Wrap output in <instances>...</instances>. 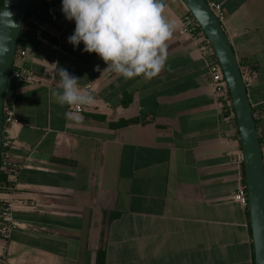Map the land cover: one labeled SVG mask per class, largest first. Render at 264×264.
I'll return each instance as SVG.
<instances>
[{"label":"crops","instance_id":"obj_1","mask_svg":"<svg viewBox=\"0 0 264 264\" xmlns=\"http://www.w3.org/2000/svg\"><path fill=\"white\" fill-rule=\"evenodd\" d=\"M247 74L252 104L264 99V0H214ZM177 21L167 67L157 77L125 80L96 53L74 47L75 21L62 0H30L42 37L22 29L21 60L39 76L10 79L19 120L13 158L22 163L12 236L3 264H255L248 205L233 198L242 152L238 124L225 120L197 44L179 31L183 0H164ZM64 68L95 97L83 122L51 96ZM170 68V70H168ZM91 84L90 88L86 85ZM127 101V102H126ZM135 119L122 125L112 123Z\"/></svg>","mask_w":264,"mask_h":264},{"label":"clouds","instance_id":"obj_2","mask_svg":"<svg viewBox=\"0 0 264 264\" xmlns=\"http://www.w3.org/2000/svg\"><path fill=\"white\" fill-rule=\"evenodd\" d=\"M9 2L5 0V5ZM165 8L164 0H62L65 18L75 21L68 42L74 47L82 42L84 52L96 53L107 65L105 70L125 80L140 76L151 80L166 69L168 42L178 25L165 14ZM12 15L5 7L0 11V24L15 27ZM7 51V43H0V55ZM57 72L60 81L51 96L61 107L75 106L78 110L94 105L95 97L81 88L79 78L64 68H57ZM65 115L76 123L84 119L79 111Z\"/></svg>","mask_w":264,"mask_h":264},{"label":"water","instance_id":"obj_3","mask_svg":"<svg viewBox=\"0 0 264 264\" xmlns=\"http://www.w3.org/2000/svg\"><path fill=\"white\" fill-rule=\"evenodd\" d=\"M195 15L222 64L230 89L240 133L244 172L248 189V209L252 231L255 264H264V152L239 59L223 22L214 13L208 0H183ZM30 0H3L0 11L5 7L13 15L15 27L5 28L0 24V43H7L8 51L0 55V167L4 137V104L11 79V71L20 35L27 15ZM9 37L7 41L4 37ZM1 173V172H0Z\"/></svg>","mask_w":264,"mask_h":264},{"label":"built area","instance_id":"obj_4","mask_svg":"<svg viewBox=\"0 0 264 264\" xmlns=\"http://www.w3.org/2000/svg\"><path fill=\"white\" fill-rule=\"evenodd\" d=\"M208 2L214 13L223 22L226 15L223 5L214 0H208ZM180 21L179 31L188 35L197 44L201 57L204 58L206 62L210 77V85L212 86L216 97H218L223 103L226 111L224 116L225 120L229 123L237 124V117L230 89L222 64L216 55L212 43L195 15L188 8L182 15ZM45 27L46 23L41 17L34 14H27L22 29L37 37H42ZM26 54L27 49L20 48L18 45L11 71V78L23 82L37 81L39 79L38 74L31 67L25 66L21 63V60ZM250 71L249 66L242 68L245 80ZM86 87L90 88L91 84H87ZM84 108L85 106L77 110L75 109V106H73V108L70 109L72 111H82ZM253 111L261 146L264 152V99L253 105ZM18 120L19 117L16 113V98L14 95L7 94L4 104V137L0 167V172L4 175V178L0 182V244L2 241L7 240L12 236L14 228L18 225V221L14 216L16 204L19 202L21 203L20 205L25 203L30 206L36 205V200H34V198L27 201L26 198L18 197L16 195V193L22 192L17 188V175L22 163L16 161L12 156L11 147L14 145L15 141L14 136L11 133V126ZM237 162L240 166V173L238 185L233 192V198L248 205V189L245 180L244 158L242 152H239Z\"/></svg>","mask_w":264,"mask_h":264},{"label":"trees","instance_id":"obj_5","mask_svg":"<svg viewBox=\"0 0 264 264\" xmlns=\"http://www.w3.org/2000/svg\"><path fill=\"white\" fill-rule=\"evenodd\" d=\"M3 0H0V6L2 4ZM29 14V13H27ZM240 62V65L241 67H246V66H249L250 70H254L255 69V66L254 65H250V62L247 61L246 59H241L239 60ZM127 102V101H126ZM130 121H135V119H125V120H120L118 122H114L112 124L114 125H122V124H126ZM4 178V175L3 173H0V182L1 180ZM105 261H106V250L104 248H100L98 249V252H97V258H96V264H105ZM0 264H3V263H0Z\"/></svg>","mask_w":264,"mask_h":264}]
</instances>
